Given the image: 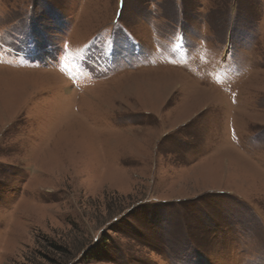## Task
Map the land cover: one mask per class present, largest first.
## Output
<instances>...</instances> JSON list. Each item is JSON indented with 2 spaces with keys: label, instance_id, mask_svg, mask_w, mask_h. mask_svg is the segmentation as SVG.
Here are the masks:
<instances>
[{
  "label": "rangeland",
  "instance_id": "obj_1",
  "mask_svg": "<svg viewBox=\"0 0 264 264\" xmlns=\"http://www.w3.org/2000/svg\"><path fill=\"white\" fill-rule=\"evenodd\" d=\"M0 264H264V0H0Z\"/></svg>",
  "mask_w": 264,
  "mask_h": 264
}]
</instances>
